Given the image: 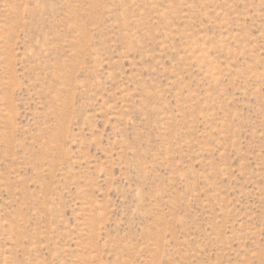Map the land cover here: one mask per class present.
I'll list each match as a JSON object with an SVG mask.
<instances>
[{
    "label": "rangeland",
    "instance_id": "obj_1",
    "mask_svg": "<svg viewBox=\"0 0 264 264\" xmlns=\"http://www.w3.org/2000/svg\"><path fill=\"white\" fill-rule=\"evenodd\" d=\"M0 264H264V0H0Z\"/></svg>",
    "mask_w": 264,
    "mask_h": 264
}]
</instances>
